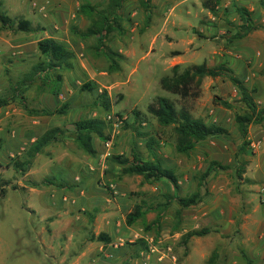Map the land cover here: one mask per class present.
I'll return each mask as SVG.
<instances>
[{
  "label": "rangeland",
  "instance_id": "rangeland-1",
  "mask_svg": "<svg viewBox=\"0 0 264 264\" xmlns=\"http://www.w3.org/2000/svg\"><path fill=\"white\" fill-rule=\"evenodd\" d=\"M2 1L0 15L13 25L0 20V98L8 100L0 108V186L6 190L0 196V264H264V124L247 126L248 136L242 138L236 116L247 107L227 76L205 78L200 95L188 99L160 84L175 65L183 70L227 62L264 108L260 1L218 0L217 6L213 0L211 10L205 6L209 0H150L148 8L146 0H125L118 21L123 32L113 31L102 41L123 55L121 70L114 73L99 54V37L77 35L91 25L78 15L80 7L89 2L103 10L109 0ZM234 6L248 9L260 28L242 37L243 22ZM22 19L32 23L33 31L18 29ZM45 38L75 54L72 69L62 72L58 96L43 92L41 81L29 77L43 60L38 43ZM87 83L96 89L83 91ZM158 98L228 134L199 142L189 155L178 153L173 127L160 125L150 111ZM66 104V114L43 113ZM108 116L119 121L109 122ZM86 119L105 123L108 139L94 136L93 154L75 140V124ZM57 127L60 140L36 157L27 173L16 171L13 160ZM137 158L158 159L173 170L179 192L166 179L148 182L126 174ZM214 161L219 165L203 178ZM198 191L201 201L194 207L181 209L173 200L159 233L145 231L156 211L132 227L126 224L138 204L156 207L167 196ZM203 228L210 233L187 237ZM100 233L108 234L111 243L92 241ZM140 239L147 245H140Z\"/></svg>",
  "mask_w": 264,
  "mask_h": 264
},
{
  "label": "trees",
  "instance_id": "trees-1",
  "mask_svg": "<svg viewBox=\"0 0 264 264\" xmlns=\"http://www.w3.org/2000/svg\"><path fill=\"white\" fill-rule=\"evenodd\" d=\"M125 0H109L106 9L98 10L94 5L87 2L83 4L78 10V15L86 17L91 25L86 32L80 33L82 38L87 39L89 37L98 36L100 41L99 54L103 55L109 62L110 73L118 72L121 70L120 61L123 60V55L114 52L113 50L106 48L103 44V40L108 37L113 31H118L120 34L123 32L120 20L119 11L122 8ZM213 0H209L205 3L207 8L214 10V5L211 4ZM261 6L264 8V0H259ZM150 0H146V7L148 8ZM215 5L218 6V0L215 1ZM3 6V1L0 0V7ZM236 13L240 16L243 25V36L256 31L260 28L257 26L252 18V14L248 9L244 7L234 6ZM0 20L4 26L13 25V21L0 15ZM18 29L24 32L33 31L32 23L28 20L22 19L18 22ZM236 38V37H235ZM38 49L40 51L43 60L38 63L31 73L30 80L39 79L41 84L39 89L43 92H47L54 96L61 94L63 87V71L72 69V60L75 58V54L65 45L59 43L53 38H45L39 41ZM227 76L232 84L237 88L241 102L247 107V112L242 115L236 116V123L242 138L246 140L248 136L247 126L263 125L264 124V108H260L253 96L254 91L249 90L245 82L234 75L231 68H229L227 62L221 63L215 67H208L206 64L195 65L182 70L180 65H175L172 69V75L166 76L161 79V87L164 91L169 92L173 95H178L183 99L192 97H198L200 95V88L203 80L207 77L217 78ZM96 86L92 83H87L83 86V91L93 92ZM106 94L102 95L105 98ZM218 99V98H216ZM221 104L227 108H231V104L227 101H221ZM8 105V100L0 98V108ZM69 105H64L60 110L54 112L45 111V115L54 114H66ZM106 110H110L108 103L104 104ZM151 113L156 117L160 125L164 127H173L174 132L177 135V152L183 155H189L199 142L205 141L210 137L227 135L228 131L217 125H208L201 119H196L192 116L191 112L187 109L177 110L175 103L167 98H158L157 105L150 106ZM139 116V113H135ZM105 123L97 119H86L81 120L75 124L76 142L78 145L87 153L93 154V139L94 136H98L100 139H108L104 135ZM62 135L60 128H52L46 131L40 136L30 147L23 153L22 157H18L13 160V167L16 171L21 174H25L29 171L32 163L36 157L45 153L46 149L58 142ZM246 141H244V147ZM3 144L0 140V150H2ZM135 163L128 165L124 172L126 174H136L142 176L148 182H157L162 179L168 180L174 187L175 192H179L180 185L179 179L175 175L174 171L164 167L160 160L155 159L154 161H143L137 158ZM123 164L127 162L123 161ZM219 165L217 162H211L209 169L204 173L203 178L209 176L213 171V166ZM221 168L222 167L220 166ZM46 183V182H44ZM6 194V190L0 186V196ZM173 200H177L181 209H188L198 205L201 201L200 192L193 193L187 197L177 196L175 199L173 196H167V202L159 204L158 206H148L147 204H138L134 210L129 213L126 217V224L129 227L134 226L139 220L145 219L148 213L157 212V217L151 225L145 226V231H151L156 229L159 233L161 230L164 213L169 209ZM210 233V229L203 228L201 230H195L187 234L188 238L191 237H203ZM92 241L103 242L110 244L112 239L106 233H100L97 237L93 236ZM138 243L142 246H146L145 240L140 239Z\"/></svg>",
  "mask_w": 264,
  "mask_h": 264
},
{
  "label": "built area",
  "instance_id": "built-area-1",
  "mask_svg": "<svg viewBox=\"0 0 264 264\" xmlns=\"http://www.w3.org/2000/svg\"><path fill=\"white\" fill-rule=\"evenodd\" d=\"M108 121H109V122H114V121H116V123H117L119 120H118V118H116V117L114 118L113 116H108ZM107 144H108V146H109V142H108Z\"/></svg>",
  "mask_w": 264,
  "mask_h": 264
}]
</instances>
